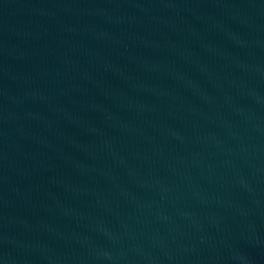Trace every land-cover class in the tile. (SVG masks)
<instances>
[{"label": "water", "instance_id": "1", "mask_svg": "<svg viewBox=\"0 0 264 264\" xmlns=\"http://www.w3.org/2000/svg\"><path fill=\"white\" fill-rule=\"evenodd\" d=\"M0 264H264V0H0Z\"/></svg>", "mask_w": 264, "mask_h": 264}]
</instances>
